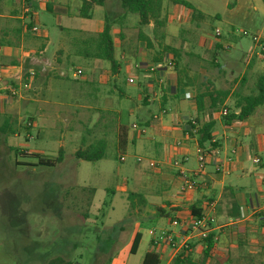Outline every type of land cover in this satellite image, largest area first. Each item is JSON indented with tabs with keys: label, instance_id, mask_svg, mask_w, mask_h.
<instances>
[{
	"label": "rangeland",
	"instance_id": "374dc122",
	"mask_svg": "<svg viewBox=\"0 0 264 264\" xmlns=\"http://www.w3.org/2000/svg\"><path fill=\"white\" fill-rule=\"evenodd\" d=\"M31 1L37 20L36 35L47 32V47L63 45L64 53L67 48L70 57L62 69L67 79L56 78L55 81L53 96L61 104L49 106L48 120L37 121L27 131L22 128L28 117L36 115L33 106L30 102L21 103L17 96L6 97L0 90V96L10 100L3 107L5 113H0V128L5 124L0 130V264H46L54 258L69 264H141L144 253L155 251L157 247H152L150 242L157 241L160 231L173 228L167 217L158 215L156 208L165 200L166 194L159 190L160 185L151 184V172L156 170L148 169L145 162L158 159L141 152L130 142L134 139L138 143L149 137L150 131L140 123L149 113L157 112V105L152 102L142 106L136 102L137 95L142 96V92L147 91L138 88L143 73L135 70L132 62L127 64L115 56L117 71L101 86L96 77L90 78L86 60L74 58L86 53L91 57L95 52L90 41L81 43L80 40L86 33L93 32L97 21L103 22L104 17L114 18L115 13L107 2L101 7L93 6L92 19L88 20L77 13L79 0ZM181 1L188 3L195 13L202 12L210 30L216 28L222 37L231 33L234 39L228 42L227 51L233 62L231 68L226 67L223 53H217L215 59L226 74L232 72L234 76L244 70L245 62L250 59L242 80L236 82L239 79L235 78L231 87L233 96L254 94L255 78L262 75L261 70L254 69L255 58H264V53L260 54L250 36L258 37L264 46V0ZM233 4L234 17L226 12ZM166 5L167 10H171L173 4L167 2ZM51 6L59 10L51 11ZM16 8L18 0H0V15ZM173 9L186 11L179 5ZM129 15L137 20L136 15ZM242 32L247 36H242ZM153 37L151 34L150 38ZM179 38L181 35L176 32L170 40L160 44L175 47ZM156 40L158 42V38ZM126 42L127 58L145 52L144 42L136 37L135 30ZM155 44L153 42L152 47ZM100 64L110 69L109 63L103 61ZM158 64L173 68L171 59ZM76 69L82 74L75 76ZM74 76L76 80L71 79ZM127 76L134 78L133 85L126 83ZM85 80L89 83L85 84ZM10 86L16 88L17 84L13 82ZM83 91L90 94H83ZM103 100H108L109 105H94ZM88 106L90 110L86 109ZM23 110L27 111L26 115L22 114ZM115 124L127 128L128 141L123 152L116 148ZM132 124L137 125L136 130L131 129ZM140 129L145 133L140 134ZM215 132L219 133V127ZM98 142L102 144L100 160L74 159L76 150L95 146ZM237 148L244 155V166L249 174L247 182L252 192L264 190V184H261L264 166L252 163L255 158L264 163V146H257L253 138L241 137L237 140ZM58 151L61 154L59 163L38 165V161H54ZM20 152L28 156L17 154ZM120 156H123L122 162ZM136 157L143 161L136 163ZM195 159L188 157L182 167L195 168ZM150 230L155 231L153 236L148 234ZM136 233L140 236L139 244L135 253L130 254L128 250ZM175 256L169 246H164L160 264H171ZM250 257V260L230 258L227 261L213 257L207 264H264L262 254ZM189 263L202 264L200 253H193Z\"/></svg>",
	"mask_w": 264,
	"mask_h": 264
},
{
	"label": "crops",
	"instance_id": "0c3cea01",
	"mask_svg": "<svg viewBox=\"0 0 264 264\" xmlns=\"http://www.w3.org/2000/svg\"><path fill=\"white\" fill-rule=\"evenodd\" d=\"M171 1L167 0L173 4ZM105 2L115 13L113 19H108L113 42L115 63L113 70L103 68L100 64L103 61L95 58V52L91 57L86 53L85 56L77 54L74 58L77 61L86 60L85 65L91 76L89 77L91 79L96 77L101 86L105 85L109 77L117 71L115 56L127 64L132 62L133 68L143 73L142 82L137 86L147 92H142V96L138 94L136 102L142 106L155 102L157 112L149 113L140 123L150 131L149 137L139 140L138 143H135L134 139L130 142L141 152L165 162L161 168L151 172L150 180L151 184L160 185L159 190H164L166 194L165 200L156 208L157 212L161 211L158 215L167 217L169 222L176 219L181 224L172 228L173 239L182 240L187 235L191 219L197 213H207L215 220V224L209 227L208 234L213 245L203 257L205 244L202 240L193 237L188 241L190 246L188 259L193 253H200L202 264H207L213 257L227 261L230 258L250 260V256L257 254L264 256V190L252 192V187L247 182L249 174L244 166V155L237 148V140L241 137L253 138L257 146H264V103L242 121L232 120L223 123L221 115L222 110L237 115L239 109L235 107L236 102L247 96L241 94L233 96L234 89L231 83L235 78L239 79L236 82L242 80L245 66L250 59L245 62L244 70L240 74L235 76L232 72L226 74V70L220 68L215 56L219 52L223 53L226 67L231 68L233 62L227 51L228 42L234 37L228 33L225 37L219 34V38H215L216 28L215 31L213 30L214 33L210 30L202 12L193 14L191 10L182 6L186 11L178 9L172 11L176 4H173L168 11L167 2L164 1L160 13L161 24L154 26L149 21L147 25L139 26L137 20L122 11L118 3L109 0ZM24 5L28 8L27 15L22 13ZM51 7V11L59 10ZM94 7L88 11L89 18L86 19H92ZM226 12L228 16L234 17L236 15L234 4ZM36 23L31 0H18V9L0 15V89L1 86L11 85L13 82L17 85L21 81L27 82V88L20 87L17 98L21 103L30 102L36 115L28 117L29 122L24 125L25 127H33L37 121H47L49 106L61 104L56 102L53 96L56 90L55 81L56 78L67 79L62 69L68 64L70 57L67 48L64 53L63 45L57 48L47 47L49 35L47 32L39 36L32 33L30 29L35 27ZM102 27L103 22L97 21L93 32L86 33L80 42L90 41L89 45L94 51L95 35L102 30ZM133 30L136 32V37L144 42L145 52H140L138 57L129 59L126 54L128 46L126 41ZM148 32L150 34H147ZM176 32L181 38L175 47L160 44L163 40H170ZM151 34L154 35L152 39ZM153 42L156 43L155 47L151 45ZM138 48L142 50L140 46ZM168 49H173L175 54L168 52ZM168 59L172 60L173 68L164 64L165 67L153 73H147L145 70V65H152L162 60L168 61ZM255 59L257 62L254 64V69L261 70L264 75V58L259 56ZM136 64L140 68L136 69L134 67ZM77 70L81 75L82 71L80 69L75 71ZM129 78L132 79L131 83L127 82ZM71 79L76 80V77ZM89 80H85V84ZM126 83L133 85L135 80L132 76H127ZM147 93L152 96H148ZM83 94L90 93L83 91ZM9 102V98L0 96L1 114L5 113L3 107ZM96 103L99 106L109 105L108 100L95 102L94 105ZM86 109L90 110L89 106ZM26 113L27 111H22L23 115ZM251 116H254L252 121L249 119ZM189 121L195 123L196 132L199 125L213 123L210 143L215 145L212 149L218 150V154L216 156L211 154L202 172L195 178L194 190L180 195L178 188L181 181L170 163L177 158H185L186 161L190 156L196 157L197 136L186 135L188 131L190 132ZM119 126L115 124V135ZM216 127H219V133L215 132ZM226 158L230 161L227 162ZM257 159L258 163H254V159L252 163L264 166L261 159ZM181 169L186 173L195 172L196 159L195 168L187 169L181 166ZM209 204H212L213 208L207 211L206 206ZM164 210L168 212L164 213ZM163 248L162 244L155 247V252L160 258Z\"/></svg>",
	"mask_w": 264,
	"mask_h": 264
},
{
	"label": "trees",
	"instance_id": "16d2710c",
	"mask_svg": "<svg viewBox=\"0 0 264 264\" xmlns=\"http://www.w3.org/2000/svg\"><path fill=\"white\" fill-rule=\"evenodd\" d=\"M80 5L78 9V15L83 18H89L88 11L93 6H102L106 0H79ZM120 6L121 10L127 14H134L137 16V24L139 26H144L151 21L154 26H159L160 23V13L163 0H112ZM173 4L180 5L184 8H187L192 11L194 14L195 11L192 7L181 0H172ZM111 24L108 22V19L105 17L103 20L102 30L95 35V58L101 61H105L109 63L111 70H113L115 63L113 60V42L111 38ZM168 52L171 54H175L173 49H168ZM156 62L154 64H158ZM254 94H249L236 102L235 107L239 109L237 115H233L231 113H225L222 115L223 123L227 121H242L248 118L254 111L255 108L261 106L264 103V75H259L255 78L254 81ZM29 122V120L27 121ZM5 124H2V128ZM0 128V130H2ZM31 127H23L22 129L27 131ZM213 128V123L207 122L201 124L197 128L196 136H197V145L200 147H204L205 145L208 147H214V144L210 143L211 140V130ZM116 148L119 152H123L126 148L127 144V128L125 126H119L116 131ZM58 157L54 159V161H38V165L40 166H52L54 163H59L61 161V154L58 151ZM20 156H28L27 153L20 152L17 153ZM73 157L79 161L85 162H95L102 158V144L98 142L95 146H88L84 149H78L73 153ZM158 212H161L158 210ZM199 216V213L196 214L195 217ZM140 240V236L138 233L134 234L130 247L129 253L134 254L138 243ZM205 247L202 251L203 257H205L209 250L211 249L213 243L211 241L210 236H208L204 241ZM150 245L154 247L152 242ZM190 246L188 245V249L182 250L179 252L171 261V264H186L189 263L188 255H189ZM46 264H69V262H64L60 258H54L49 260ZM141 264H160V255L155 251H147L144 253Z\"/></svg>",
	"mask_w": 264,
	"mask_h": 264
},
{
	"label": "built area",
	"instance_id": "2783aa9c",
	"mask_svg": "<svg viewBox=\"0 0 264 264\" xmlns=\"http://www.w3.org/2000/svg\"><path fill=\"white\" fill-rule=\"evenodd\" d=\"M22 13L23 15H27L28 13V8L27 6H23L22 8ZM31 32L32 33H36L37 29L35 27H31ZM219 33L218 31H215V36H218ZM242 36H247L246 33L242 32ZM251 42L255 47H259V52L260 54L264 53V46L260 43V40L258 37L256 36H250ZM164 66V64H152V65H145V70L147 71V73H153L154 71L158 70L159 68H162ZM136 69L140 68L139 65H135L134 66ZM165 67V66H164ZM166 67H168L166 65ZM75 76L80 75V71H75ZM32 75V73H30ZM128 83L132 82V79H127ZM20 87L22 88H27V82H19V84L17 85L16 88H11V86L9 84L3 85L1 86V91H4V94L6 97H14V96H18L20 93ZM225 114V110H222L221 115ZM195 127V123L193 121H189V129L190 132L188 131V133H186V135L188 136L189 134H196V129ZM131 129L136 130L137 129V125L132 124L131 125ZM140 134L144 133L143 129L139 130ZM178 145V144H177ZM195 153H196V165H197V169L195 172H184L181 169L182 164L185 161V158L182 159H178V160H174L172 161L171 167H173L177 174L178 177L180 178L181 181V185L178 188V193L180 195H184L185 193L194 190L195 186H196V182H195V178L198 176L199 173L202 172L205 164L208 162V160L211 157V154L213 155H217L218 154V150L216 149H212V147H200L198 145H196V149H195ZM123 156L119 157V161L122 162ZM136 163H141L143 161V159L141 157H136L135 158ZM226 161L229 162L230 159L226 158ZM146 162V166L148 169L151 170H158L159 168H161L163 165H165L164 161H145ZM254 163H258V159H254L253 160ZM261 184H264V179L261 180ZM206 210L210 211L212 210V204H209L206 206ZM263 221H264V212H263ZM170 226L172 227H177L180 226L181 224L178 223V221L176 219H172L169 222ZM215 224V220L213 218V216L208 215L207 213H201L199 214V216L197 217H193L189 223V230L187 232V235H185L183 237L182 240L179 241V243H176L175 240L172 237V232L171 231H160V235L158 236L157 241H152V244L154 245H159L162 244L164 246H169L174 255H177L179 252H181L182 250H186L188 249V241H190L193 237L197 238L198 240H202L204 241L209 234V227ZM264 225V224H263ZM148 234L150 236H153L155 234V231L150 230L148 232ZM160 242V243H159Z\"/></svg>",
	"mask_w": 264,
	"mask_h": 264
}]
</instances>
